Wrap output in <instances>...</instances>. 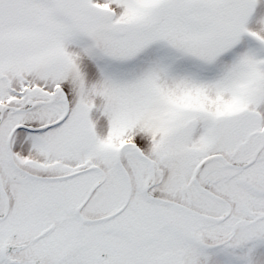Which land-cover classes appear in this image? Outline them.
I'll return each instance as SVG.
<instances>
[{"label": "snow or ice", "instance_id": "snow-or-ice-1", "mask_svg": "<svg viewBox=\"0 0 264 264\" xmlns=\"http://www.w3.org/2000/svg\"><path fill=\"white\" fill-rule=\"evenodd\" d=\"M0 264H264V0H0Z\"/></svg>", "mask_w": 264, "mask_h": 264}]
</instances>
